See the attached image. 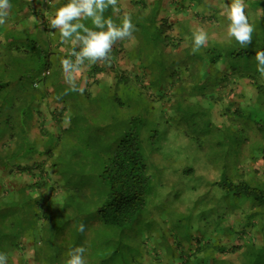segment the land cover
I'll use <instances>...</instances> for the list:
<instances>
[{"label": "rangeland", "instance_id": "obj_1", "mask_svg": "<svg viewBox=\"0 0 264 264\" xmlns=\"http://www.w3.org/2000/svg\"><path fill=\"white\" fill-rule=\"evenodd\" d=\"M45 1L48 2L47 6L44 5L39 17L31 15L28 8L23 9L19 16L21 19L28 16L29 25L36 18L39 19L44 30L53 34L50 27L52 15L47 9L59 0ZM152 1L148 0L149 3ZM35 3L39 4L36 0ZM186 5L184 10L177 12L173 0H163L162 16L175 25L173 29H169V33L176 40H181L180 46L169 45L168 51L183 54L184 50L193 47L191 34L198 28L205 29L212 42L230 38L227 3L222 0H187ZM245 5L248 19L260 21L264 18L263 6ZM140 9L129 3V0H122L121 14ZM10 11L14 14V9ZM214 13H218L219 17L221 15V19L214 21L211 18ZM212 42L207 41L205 45H211ZM111 57V63L100 61L107 64V70L96 75V82L93 81V76L88 75L92 64L86 61L81 66L76 74V83L85 90L94 92L87 96L79 92L70 94L69 102L63 95L65 87L54 90L48 83L51 79L28 82L27 97L32 96V93L34 95L31 106H26L31 107L33 115L30 123L31 140L36 143L37 151L27 154V159L24 160L32 166L29 170L21 171L17 166L9 171L0 166V183L4 193L27 184L28 190L34 195L47 197L56 206L61 203L62 207L57 214L62 217L60 223L63 219L73 218L83 222L85 230H88L84 237L86 241L87 237L93 235L95 227H100L97 207L103 203L106 193L103 171L119 139L131 125H135L139 129L141 146L152 175L143 211L127 234L128 238L132 237L136 242H144L142 263L183 264L180 254L197 243L207 241L209 237L229 248L242 246V249L217 254L219 258L240 261L241 251L248 244L264 243V219L261 220L251 202L239 204L233 197L226 199L225 190L219 191L217 188L215 182L220 180L221 170L207 163L194 140L193 134L196 132L191 120L176 108L178 103L187 105L190 102V94L186 92L182 96L178 90V86L183 83L178 75L185 71L174 73L176 76L172 79L173 72L168 70V77L163 83L153 84V74L150 75L149 69L144 71L139 67L140 60L133 38L117 41L113 45ZM124 73L129 74L127 84L131 86L119 85L121 83L117 82V76ZM138 74L142 76L139 79ZM4 77L12 78L9 74H4ZM187 83L192 85L190 80ZM19 90L20 88L16 89L17 105L14 108L21 113L24 110L18 104L22 102ZM110 90L113 92H108ZM109 93L114 95L110 104H107L104 100ZM256 93L254 85L246 78L229 83L225 90L216 92L212 99H202L200 95L198 98L202 101V106L214 104L211 108L214 120L228 124L231 120L224 113L228 106L225 105L231 103L232 107L236 106L237 100H242L244 95L245 101L249 102ZM58 96L62 98L57 99ZM74 98L76 103L71 102ZM65 104L69 107L67 112L63 109ZM2 144L3 142L0 146ZM248 145L247 143L245 148ZM240 171L250 179H263L264 158L256 161L247 159ZM54 217L56 216L42 221L45 223L40 224L42 232ZM75 221H72L71 227L68 226L65 235L63 225L58 224L62 234L57 246L64 255L62 261L55 264H65L67 252L76 242L75 232L71 230L76 228ZM42 232L41 235L37 231L33 232V238L40 240ZM29 235L24 239L27 242L26 250L32 254L35 240L32 241V234ZM41 255L48 259L51 257V253ZM170 256L175 257L170 259Z\"/></svg>", "mask_w": 264, "mask_h": 264}, {"label": "trees", "instance_id": "obj_2", "mask_svg": "<svg viewBox=\"0 0 264 264\" xmlns=\"http://www.w3.org/2000/svg\"><path fill=\"white\" fill-rule=\"evenodd\" d=\"M33 1L10 0L14 14L10 11L7 23L0 26V143L3 142L0 146V166L8 168L9 171H13L17 166L21 171L31 169L32 166L24 160L27 159V154L37 151L36 143L31 140L30 123L33 115L31 107L26 106H31L34 95L32 93V96L27 97L28 82L51 79L48 83L54 90L61 86L65 87V91L69 88L64 79L61 60L68 58L74 44L72 41L62 42L59 30L52 29L53 34L44 30L42 22L37 18L30 25L27 23L28 16L21 19L19 13L23 9L28 8L31 15L39 17L40 11L44 10L48 3L45 0L41 3L36 0L40 5H34ZM66 2L67 0H59L48 6L47 10L51 12L52 18L56 9ZM222 2L229 4L230 0ZM244 2L250 7H264V0ZM129 3L141 9L121 14L122 0H118L119 12L109 8L104 14L105 17L120 24L124 15H131L136 30L130 38L136 41L139 67L144 71L149 69L150 75L153 74V84L163 83L168 77V70L173 72L172 79L176 76L174 73L185 71L182 74L184 76L178 75L183 81L178 90L182 96L183 93H189L190 102L187 105L178 103L176 108L191 120L196 132L193 134L194 140L207 163L221 170V178L215 182L217 188L219 191L225 190L226 199L233 197L239 204L251 202L257 209L255 211L259 212L261 220L264 219V178L250 179L240 171L247 159L256 161L264 158V77L257 71L255 61V52L264 50V18L260 21L249 19L255 31L252 43L246 48H242L230 37L228 40L215 42L208 39L212 42L211 45H204L196 52H193L191 47L184 50L183 54H178L167 50L169 45L180 46L181 40H176L169 33V29H173L175 25L162 16L163 0H153L150 3L148 0H129ZM173 3L177 12L187 7V0H173ZM218 13L211 16L214 21L222 17H219ZM12 14L15 16H11ZM10 20L14 22H9ZM82 22L91 26L90 20ZM64 47L67 48L64 50ZM106 70L107 64L97 62L90 66L88 75L95 78ZM125 73L117 76V82L121 83L119 85L131 86L127 84L130 76ZM4 74H9L12 78L5 79ZM141 77L137 75L138 79ZM14 78L16 80H13ZM246 78L256 89L255 97L247 102L244 95L242 100H237L234 107L230 102L226 104L225 106H228L224 113L230 116L231 122L218 123L211 114L214 104L202 106L198 96H202V99H212L216 92L225 90L229 83ZM187 80H190L192 85L188 84ZM93 81L96 82V78ZM17 86L22 96V102H18L21 110H24L21 113L14 108L17 105ZM77 86L79 87L78 84ZM92 92L94 91L87 89L83 94L92 95ZM75 93L78 92L68 91L65 95L66 101L69 102V95ZM113 95L114 93H109L104 103L110 104ZM75 98L71 100L72 103H76ZM67 105L63 108L66 112L69 108ZM140 138L139 129L131 125L119 139L102 174L106 193L103 203L97 207L100 227L97 225L93 235L87 237L86 241L84 237L88 230L79 232L80 222L75 221V218L63 219L60 223L62 217L57 214L62 207L61 203L56 206L55 203L49 202L47 197L34 195L28 190L27 184L4 193L0 183V252L7 255V264L60 263L64 253L57 246L58 238L62 234L58 224L63 225L65 235L72 221H75L76 228L71 230L75 232L74 238L78 242L74 243L73 248L84 246L87 249L84 254L86 264H144V242H136L132 237H127L130 233L128 229L143 211L146 194L151 186L152 175ZM247 143L249 145L245 148ZM52 216L56 217L49 221L48 227L42 232L40 224H45L42 221ZM262 225L264 229L263 222ZM35 231L40 235L42 232L40 240L33 238ZM29 233L32 234V238H29L35 240L32 254L26 250L27 242L24 239L25 236H30ZM220 243L209 237L207 241L186 249L179 258L183 264H264V243L246 244L241 251L240 261L227 257L219 258L217 254L242 249V246L229 248ZM43 253H51V257L44 258L41 255ZM174 257L170 256V259Z\"/></svg>", "mask_w": 264, "mask_h": 264}, {"label": "clouds", "instance_id": "obj_3", "mask_svg": "<svg viewBox=\"0 0 264 264\" xmlns=\"http://www.w3.org/2000/svg\"><path fill=\"white\" fill-rule=\"evenodd\" d=\"M117 4L118 0H67L56 9L54 17L50 20V27L59 30L62 42L74 43L68 58L61 60L64 79L69 86L63 95H66L68 91L83 94L84 87H78L76 83V74L81 66L86 61L90 64L100 61L111 63L113 45L117 41L130 38L136 30L131 15H124L120 24L105 17L104 14L109 8L119 12ZM11 8L10 0H0V25L7 23ZM245 8L244 0H230V3L226 5V15L230 22L228 35L234 38L242 48L252 43V35L255 31L253 24L249 22ZM87 20L91 21V26L82 22ZM192 37L193 52L198 51L208 41V34L203 28L196 29ZM255 61L257 71L264 77V50L255 52ZM61 98L57 97V99ZM85 228V224L81 222L78 231L83 233ZM86 251L84 246L70 249L67 252L68 258L65 264H86L84 258ZM0 264H7V255L2 252H0Z\"/></svg>", "mask_w": 264, "mask_h": 264}, {"label": "crops", "instance_id": "obj_4", "mask_svg": "<svg viewBox=\"0 0 264 264\" xmlns=\"http://www.w3.org/2000/svg\"><path fill=\"white\" fill-rule=\"evenodd\" d=\"M39 2L41 3V2H43V1H40V0H39ZM33 4L36 5L35 0L33 1Z\"/></svg>", "mask_w": 264, "mask_h": 264}]
</instances>
